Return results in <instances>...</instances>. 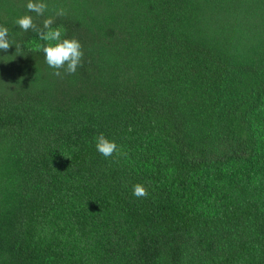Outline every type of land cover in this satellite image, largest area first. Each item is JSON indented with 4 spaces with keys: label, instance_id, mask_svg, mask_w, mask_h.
Wrapping results in <instances>:
<instances>
[{
    "label": "trees",
    "instance_id": "trees-1",
    "mask_svg": "<svg viewBox=\"0 0 264 264\" xmlns=\"http://www.w3.org/2000/svg\"><path fill=\"white\" fill-rule=\"evenodd\" d=\"M44 2L0 0V264H264V0Z\"/></svg>",
    "mask_w": 264,
    "mask_h": 264
},
{
    "label": "clouds",
    "instance_id": "clouds-1",
    "mask_svg": "<svg viewBox=\"0 0 264 264\" xmlns=\"http://www.w3.org/2000/svg\"><path fill=\"white\" fill-rule=\"evenodd\" d=\"M26 9L30 13L34 12L37 16H44L48 10V5L44 0H27ZM66 14V10L63 8L55 9V16L57 17ZM54 19L53 16L45 18L41 29L34 23L31 15L25 14L18 17L14 24L25 32L32 29L38 33L39 40L44 43L33 42L32 51L44 54L47 65L56 70L53 75L61 77L60 69H63L65 74H74L77 68L81 66L82 46L76 38H63L64 29L62 27H52ZM12 45L9 41V29L0 24V50L6 52ZM19 47V45H15L16 50ZM94 140L97 152L105 158L111 157L114 153L124 155L119 151L116 142L109 140L103 133L94 137ZM132 194L137 198L148 195L147 189L140 183L133 185Z\"/></svg>",
    "mask_w": 264,
    "mask_h": 264
}]
</instances>
